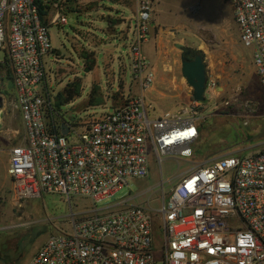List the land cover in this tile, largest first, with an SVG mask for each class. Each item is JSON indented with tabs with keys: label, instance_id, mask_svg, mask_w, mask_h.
Returning a JSON list of instances; mask_svg holds the SVG:
<instances>
[{
	"label": "built area",
	"instance_id": "obj_1",
	"mask_svg": "<svg viewBox=\"0 0 264 264\" xmlns=\"http://www.w3.org/2000/svg\"><path fill=\"white\" fill-rule=\"evenodd\" d=\"M65 1L0 0V65L10 70L14 106L25 129L22 142L10 150L13 201L57 194L91 204L72 213L70 228L52 234L29 264H264V148L198 165L156 209L124 202L98 207L130 181L147 178L152 154L159 163L169 155L194 157L200 102L152 115L146 92L157 73L144 46L155 0H136L129 54L140 93L122 96L120 105L85 125L60 117L48 86V57L54 52L49 30L68 23L58 6ZM228 1L264 90V0ZM47 5L48 17L56 10L48 23L41 10ZM211 86L216 83L207 80V89ZM153 217L160 220V237Z\"/></svg>",
	"mask_w": 264,
	"mask_h": 264
},
{
	"label": "rangeland",
	"instance_id": "obj_2",
	"mask_svg": "<svg viewBox=\"0 0 264 264\" xmlns=\"http://www.w3.org/2000/svg\"><path fill=\"white\" fill-rule=\"evenodd\" d=\"M58 6L62 7L68 23L50 26L54 52L48 57L51 76L48 86L55 94V102L68 84L81 86V97L62 106L58 112L60 117L66 118L69 113L79 124L85 125L120 105L122 96L140 93L134 87L129 54L132 43L129 33H132L136 11L117 0H66ZM55 11L48 17L49 22ZM153 13L148 43L158 34L163 48L156 51L154 47L150 52L149 46H144L157 73L156 83L146 92L152 115L176 113L192 106L193 88L182 75L183 51L178 44L202 53L207 80L214 81L216 87L206 90L205 101L199 105L201 135L194 147V157L169 155L159 163L152 154L149 176L130 181L115 199L98 204L99 208L124 202L126 206L149 205L156 209L169 199L177 182L198 165L223 156L253 154L264 148V90L253 64V51L241 44L230 2L158 0ZM0 61H4L2 53ZM2 75L0 253L8 254L5 260L9 262L21 257L20 264H29L52 234L70 228L72 213L87 209L91 204L86 199L71 197L69 200L57 194H44L21 203L13 201L12 181L5 177V164L10 148L23 140L25 129L14 106V89L5 70ZM89 99L96 100L98 105L89 106ZM82 130L75 129L78 133ZM69 137L76 140L75 134ZM153 220L156 236L160 237V220L157 217Z\"/></svg>",
	"mask_w": 264,
	"mask_h": 264
},
{
	"label": "water",
	"instance_id": "obj_3",
	"mask_svg": "<svg viewBox=\"0 0 264 264\" xmlns=\"http://www.w3.org/2000/svg\"><path fill=\"white\" fill-rule=\"evenodd\" d=\"M183 51L182 60V75L187 80L188 84L193 88V99L198 102L205 101L207 90V67L202 56H198L194 61H187L184 52L188 47L181 44L177 45ZM187 55V54H185ZM4 101L0 98V118H3ZM67 116H71L69 113ZM62 133L67 135L68 129L63 126Z\"/></svg>",
	"mask_w": 264,
	"mask_h": 264
},
{
	"label": "trees",
	"instance_id": "obj_4",
	"mask_svg": "<svg viewBox=\"0 0 264 264\" xmlns=\"http://www.w3.org/2000/svg\"><path fill=\"white\" fill-rule=\"evenodd\" d=\"M120 1V0H117ZM42 10V15L44 17V21L46 23H48V15L49 12L51 11V6H43L41 8ZM94 66V65H93ZM92 66H89V69H91ZM3 70H5V75L8 76V79L10 80L11 84H12V77H11V73L10 70L6 65H0V79H3L2 72ZM13 86V85H12ZM79 97H81V86L79 84L76 83H71L68 84L57 96H56V102H55V107L58 109H60L62 106H66L68 104L73 103L74 101H76ZM91 99V97H90ZM89 99V106H96L98 105L96 100H90ZM122 100V99H121ZM69 118H74V116H69ZM200 132H201V128H200ZM8 254H5L4 256L0 253V262H3L4 264H13L12 262H9L8 260H5ZM8 258L10 259V256H8Z\"/></svg>",
	"mask_w": 264,
	"mask_h": 264
},
{
	"label": "crops",
	"instance_id": "obj_5",
	"mask_svg": "<svg viewBox=\"0 0 264 264\" xmlns=\"http://www.w3.org/2000/svg\"><path fill=\"white\" fill-rule=\"evenodd\" d=\"M118 3H119V4H122V5H125V6H127V7L134 8L135 11H136V9H137V2H136V0H120V1H118ZM157 4H158V0H155L154 8H153L154 10H155ZM153 14H154L153 19H154V21H155L156 18H157V14H156L155 11H154ZM130 36H132V33H129V37H130ZM159 36H160V35H158V34H157L155 37L153 36L152 39H151V41H150L149 43H147V45L149 46V47H148V50H149L150 52H151L152 49H154V47H155L156 51H157V50H159V51L162 50V48H163V44H162V41L158 39ZM156 44H157V45H156ZM99 49H100V50H103V49H105V47H104V48L99 47ZM156 61H157V64H160L158 59H156ZM21 121H22V120H21ZM21 142H22V141H21ZM21 142H20V143H21ZM20 143H17L16 145H18V144H20ZM16 145H15V146H16ZM13 147H14V146H13ZM11 149H12V148H10V150H11ZM9 156H10V151H9V153H8L7 163L5 164V177H6L7 179L10 180V178H9V176H8V174H7L8 162H9ZM10 181H11V180H10Z\"/></svg>",
	"mask_w": 264,
	"mask_h": 264
},
{
	"label": "flooded vegetation",
	"instance_id": "obj_6",
	"mask_svg": "<svg viewBox=\"0 0 264 264\" xmlns=\"http://www.w3.org/2000/svg\"><path fill=\"white\" fill-rule=\"evenodd\" d=\"M187 54V55H185ZM183 55V54H182ZM184 56H186V60L187 61H194L198 56H202L204 59V56L202 55L201 52L192 50V49H187L186 52H184ZM23 254L20 253V256H22ZM21 261V257H18L15 259V261H13V264H20Z\"/></svg>",
	"mask_w": 264,
	"mask_h": 264
}]
</instances>
